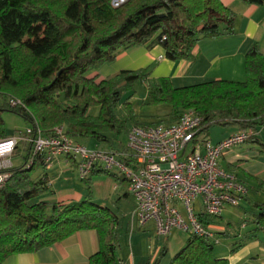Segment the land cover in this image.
Masks as SVG:
<instances>
[{"label":"trees","instance_id":"trees-1","mask_svg":"<svg viewBox=\"0 0 264 264\" xmlns=\"http://www.w3.org/2000/svg\"><path fill=\"white\" fill-rule=\"evenodd\" d=\"M240 1L264 4V0ZM111 3L0 0V112L21 116L44 133L63 126L75 142L90 139L113 150L114 136L127 134L132 125H146L134 121L128 98L120 104L123 91L140 81L150 102L174 108L167 120L150 124L175 122L181 112L191 109L203 118L198 135L207 136L213 125H236L239 131L255 132L246 142H258L259 128L264 127V55L256 44L245 53L243 81L219 79L174 87L168 78L150 80L148 68L122 70L106 79L91 75L120 51L142 44H160L173 61L190 59L200 38L233 33L235 13L230 8L221 0H126L117 7ZM11 100L19 103L11 105ZM93 106L99 107L97 114L90 113ZM24 149V162L9 169L10 177L0 187V264L11 254L33 252L82 229L97 234L98 249L89 264H121L112 210L94 202L89 187L80 201L42 199L49 188L47 176L32 177L43 166L41 157L26 167L29 146ZM113 151H125V146ZM120 159L130 161L126 156ZM97 169L127 182L98 167L92 173ZM252 207L251 220L243 222L250 226L246 235L255 238L264 234V202ZM213 243L212 238L188 235L166 264H229L214 254ZM167 252L162 248L146 264H163Z\"/></svg>","mask_w":264,"mask_h":264},{"label":"crops","instance_id":"crops-1","mask_svg":"<svg viewBox=\"0 0 264 264\" xmlns=\"http://www.w3.org/2000/svg\"><path fill=\"white\" fill-rule=\"evenodd\" d=\"M221 1L235 13L233 33L229 35L223 34L216 38H200L193 48L190 59L173 61L165 56V50L160 44H142L120 51L112 62L102 64L91 75H98L99 78L106 79L115 76L122 70L135 71L150 68L148 73L150 80L168 78L174 87L219 79L243 81L246 76V51L253 44H256L259 51L264 55V4H244L240 0ZM213 128L209 129L206 137L214 143L239 131L236 125ZM257 139L258 142H246L232 148L218 160L219 167L222 170L233 173L248 188L247 195L240 201L238 206L242 209L246 205L247 208H244L241 213H237V217H235L242 221L251 220L252 214L255 212L252 203L264 202V127L259 128ZM79 143L88 148L108 150L105 145L96 144L95 141L90 139ZM116 143H114L115 148L113 150L119 149L120 144L122 145L121 141H116ZM19 147L21 151L19 155L23 157L27 152L24 149L25 145ZM75 165L72 158L59 157L48 169L49 171L58 169L59 173H63V171L71 168L76 172ZM87 179L81 180L86 183L85 191L69 192L64 189L58 195L55 191H51L53 193L52 201L66 203L80 201L88 193L89 187L93 201L107 206L117 217L116 231L119 240V229L121 232L124 230L127 232L132 223L129 217L130 212L128 213V209L124 208L127 205L125 203L127 201H131V211L134 208L132 196L128 192V183L115 179L98 169L93 171ZM197 203H200V200ZM228 208L233 207H226L224 211ZM197 213L209 230L220 233V235L214 236V239L217 240L216 244L224 241L219 252H214L217 257L227 258L229 264H264L263 233H259L255 238L248 237L246 234L250 226L243 223V228L236 227L237 220L235 223L225 220L224 212H222L221 218L204 215L200 209ZM138 229L149 236L147 253H141V259L138 264H146L148 259L162 248L170 250L175 247L174 250H170L171 256L164 258L167 259L165 262L163 259V264L168 263L173 254L185 244L188 237L186 235L184 239L176 242L173 246H167V243L163 242L162 236L156 235L152 223L145 227L138 226ZM168 240L169 235L167 242ZM234 245L238 247L234 252H231V248ZM97 249L98 239L96 231L93 229H82L67 236L60 242L33 252L11 254L1 264H89V257ZM117 256L121 260V264L136 263L134 252L124 255L123 251H117Z\"/></svg>","mask_w":264,"mask_h":264},{"label":"built area","instance_id":"built-area-1","mask_svg":"<svg viewBox=\"0 0 264 264\" xmlns=\"http://www.w3.org/2000/svg\"><path fill=\"white\" fill-rule=\"evenodd\" d=\"M16 103L19 101L11 100V105ZM202 122V116L187 109L172 123L133 125L121 152L88 148L72 140L63 127L43 133L30 125L0 140V187L10 177L13 153L24 144L30 151L26 167H31L37 157L46 169L59 157H69L76 161L80 180L87 179L97 167L124 177L134 200L129 217L139 227L152 223L158 236H167L176 228L188 235L214 239L197 211L218 217L226 207L239 206L248 188L233 173L222 170L218 160L255 132L238 131L214 143L198 135Z\"/></svg>","mask_w":264,"mask_h":264},{"label":"rangeland","instance_id":"rangeland-1","mask_svg":"<svg viewBox=\"0 0 264 264\" xmlns=\"http://www.w3.org/2000/svg\"><path fill=\"white\" fill-rule=\"evenodd\" d=\"M124 1L126 0H112L111 5L113 7H117ZM147 71L149 73L150 68ZM127 98H128L129 108L133 114V119L136 122L150 124V123H157L159 121H165L167 120L168 115L172 113L174 110V108L169 104H165V103L157 104V103L150 102L147 96L146 87L144 83L140 81H137L132 86L131 89L129 90L126 89L123 91V98L120 104L123 105L124 102L127 100ZM0 102H1V99H0ZM98 110H99L98 106H93L90 108V113L97 114ZM117 112H121L120 108L117 110ZM25 113L29 115V112H25ZM28 125L30 124L27 121H25L21 116H18L9 111L0 112V136L4 134H6L7 136H11L14 133H17L18 131H24L25 128L28 127ZM56 127H63V126H56ZM218 127H221V126H217V125L212 126L213 129L218 128ZM41 132L43 131L41 130ZM126 138H127L126 133L122 132L118 134V136H114V139H115L114 143L117 144L116 141H121L122 145H126V142H127ZM2 139L3 138H0V140ZM23 145L24 144H20L21 147ZM122 145L120 144L119 149L123 147ZM98 149H101V148H98ZM106 149H108V147H106ZM20 153L21 151L19 149L17 152L13 153L11 157L12 166L13 165L17 166L18 164H21L24 162L23 157L19 155ZM27 159L28 158H26L25 161H27ZM48 168L46 169L44 166L40 165L32 173L33 178H38L39 176H43L44 174H46L47 176L46 178L48 181L47 183H48L49 188L47 189L46 192H44L42 199L49 201V202H53L52 201L53 193L51 191H55L56 194L58 195V194H61V191L64 189L68 190L69 192L70 191H75V192L82 191L83 192V190L84 191L86 190V186H85L86 183L79 180L76 172H74L73 169L69 168L67 171H63V173H59L58 169L49 171ZM57 175L59 176L56 177ZM50 179L53 180L52 181L53 184ZM125 203L127 205H125L124 208L126 210L128 209V213L131 212V209H130L131 201H127ZM243 207L247 208L246 205H244ZM244 208L241 209V207H238V206L233 207V208H228L226 211H223L224 212L223 216L225 217V220L227 221H231L235 223V221L237 220L236 227L243 228L244 222L242 220L236 219L235 217H237L236 216L237 213H241V211H244ZM180 210H182V208H180ZM118 232H119V244H118L117 251L118 252L123 251L124 255L132 254L134 252L135 260H136L135 264H138L141 259L140 257L141 253L142 252L147 253V245L149 244L148 234L138 229V226L134 221H132V223L130 224V228L127 232L125 230L121 232L120 229ZM211 232L213 233L214 236L220 235L219 232L218 233L215 231L214 232L211 231ZM168 235H169V240L167 242ZM168 235L162 236L161 238L163 239L164 243H167V246H173V244H175L176 242L184 239L186 235H188V233L174 228ZM223 244H224V241H220V244H214V252L215 253L219 252ZM174 249L175 247H173V249H170V250H174ZM170 250L168 249V252L166 254L167 257L171 256ZM166 260L167 259H164V262Z\"/></svg>","mask_w":264,"mask_h":264},{"label":"water","instance_id":"water-1","mask_svg":"<svg viewBox=\"0 0 264 264\" xmlns=\"http://www.w3.org/2000/svg\"><path fill=\"white\" fill-rule=\"evenodd\" d=\"M44 89H49V85H48V86H46V87H44ZM25 115H27V116H28V114H27V113H25Z\"/></svg>","mask_w":264,"mask_h":264}]
</instances>
